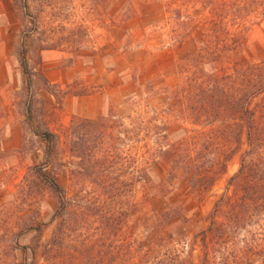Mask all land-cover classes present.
Returning <instances> with one entry per match:
<instances>
[{
  "label": "rangeland",
  "instance_id": "1",
  "mask_svg": "<svg viewBox=\"0 0 264 264\" xmlns=\"http://www.w3.org/2000/svg\"><path fill=\"white\" fill-rule=\"evenodd\" d=\"M201 2L205 7L202 18L180 28L181 19H175L162 0H0V205L18 195L16 185L30 167L43 160L40 143L24 118V76L17 54L23 43L34 74L33 124L59 138L58 157L46 173L65 190L70 212L86 219L79 221L82 229L76 230L74 237L66 233L65 245L86 237L93 245L94 257H101L106 233L103 236V230H94V217L81 212V200H93V187L69 173L73 167L68 152L71 121L109 116L112 134L117 135L119 121L132 116L133 110L150 117L174 102L175 91L182 88L185 77L226 76L245 67L248 71L264 67V0ZM210 2L219 9L224 3L232 6L236 17L245 21V28L231 27L229 21L214 38L212 24L220 18L208 15ZM43 80L51 87L46 89ZM253 105L259 110L263 100L256 98ZM182 124L181 120L169 121L168 134H181ZM238 167L237 154L216 184L201 194L179 178L162 193L136 184L126 198L129 219L121 236H131L139 243L153 240V256L176 249L183 258L190 255L193 264H200L201 246L195 238L206 228L215 200ZM56 206L48 189L40 193L35 206L38 222L46 224ZM18 210L25 214L31 207ZM54 224L41 234L29 232L19 239L21 245L37 246V264H42L40 254ZM22 260L17 251L10 264Z\"/></svg>",
  "mask_w": 264,
  "mask_h": 264
},
{
  "label": "trees",
  "instance_id": "2",
  "mask_svg": "<svg viewBox=\"0 0 264 264\" xmlns=\"http://www.w3.org/2000/svg\"><path fill=\"white\" fill-rule=\"evenodd\" d=\"M162 1L175 19H181L180 28L200 20L205 9L201 0ZM208 4V15L220 18L212 24L214 38L230 23L231 27L245 28V21L236 17L229 4H222L221 9ZM17 54L24 76L25 123L40 143L43 160L30 167L16 185L18 195L0 205V264L15 261L17 251L22 255L21 264H37V246L21 245L19 239L29 232L41 234L54 223L51 238L40 254L42 264H193L191 249L187 258L176 249L153 256V240L139 243L131 236H121L129 219L126 198L136 184L162 193L177 178L197 193H206L237 154L238 170L215 200L206 228L195 238L201 246L199 263L264 264V67L249 71L245 67L226 76L185 77L182 88L175 91L178 102L163 105L150 117L133 110L132 116L119 121L117 135L112 134L109 116L71 121L68 152L73 167L69 173L79 182L89 183L94 192L92 202L81 200V212L94 217V230H103V236L106 233L101 257H94L93 245L86 237L65 245L66 233L74 237L72 234L82 229L79 221L86 219L70 212L65 190L46 173L58 157L59 138L34 126L30 104L34 74L23 43ZM43 83L46 89L51 87L45 80ZM256 98L263 100L259 110L253 105ZM172 120L184 123L178 136L167 132ZM46 189L54 194L57 206L49 221L41 224L35 206ZM25 207L31 211L20 214L18 209Z\"/></svg>",
  "mask_w": 264,
  "mask_h": 264
}]
</instances>
